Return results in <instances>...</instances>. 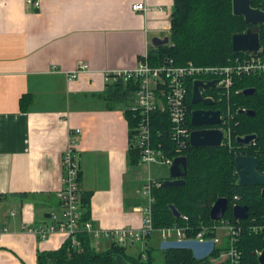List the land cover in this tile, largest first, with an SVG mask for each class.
I'll list each match as a JSON object with an SVG mask.
<instances>
[{
  "label": "crops",
  "instance_id": "0c3cea01",
  "mask_svg": "<svg viewBox=\"0 0 264 264\" xmlns=\"http://www.w3.org/2000/svg\"><path fill=\"white\" fill-rule=\"evenodd\" d=\"M0 0V264H37L58 249L59 234L39 240L27 228L59 211L61 156L74 140L80 191H91L96 229L138 228L135 197L142 167H129L123 111L107 109V74L131 70L154 38L169 37L173 0ZM144 3L147 13L131 9ZM161 47V46H160ZM87 70L67 75L81 64ZM107 79V80H106ZM24 96L32 99L27 110ZM13 213V215H11ZM96 249L108 247L101 241ZM102 249V248H101ZM131 249V248H130Z\"/></svg>",
  "mask_w": 264,
  "mask_h": 264
},
{
  "label": "trees",
  "instance_id": "16d2710c",
  "mask_svg": "<svg viewBox=\"0 0 264 264\" xmlns=\"http://www.w3.org/2000/svg\"><path fill=\"white\" fill-rule=\"evenodd\" d=\"M254 8L264 11V0H251ZM249 27L242 17L232 14L231 0H173L169 43L167 45L149 49L146 54L150 66L160 65L166 59H172L176 65L189 62L197 66L227 65L229 60L242 54L232 51V35L243 33ZM259 42L264 54V24L260 26ZM142 59V58H140ZM105 83L103 98L107 109L123 111L128 126L129 148L127 163L129 167L140 166L139 150L134 144V128L139 116L129 108L132 106L136 83L133 80L124 82L114 75L108 76ZM234 90L255 88L253 95L244 96L242 93H232L230 102L233 112L238 108L251 109L254 116H247L236 112L235 120L238 125L232 131V147L192 148L186 144L177 149L170 140V122L164 112L152 113V141L170 158L186 156L187 177L185 185L176 188H164L161 183L166 178L155 179L160 186L151 187V213L155 229L171 226L182 222L181 216L189 218L188 224L195 229L205 224H211L209 211L219 197L228 199V208L224 218L230 223L244 229L240 236L239 249L242 254L240 264H259L256 250L264 249V190L263 186H240L234 171V158L239 154L249 155L259 160L258 170L264 174V75H252L234 80ZM109 91V92H108ZM205 94L212 95L217 100V90H208ZM32 99L24 96L20 99V107L27 110ZM186 105L190 104L186 99ZM223 112L225 102H216ZM188 121L189 118H188ZM190 126V122L188 123ZM215 127V126H212ZM255 134L256 139L247 145H238L237 137ZM79 179L81 170H79ZM91 191H80V220L81 223L90 221ZM141 197V196H140ZM57 205L59 206V201ZM146 200L135 197V206L145 205ZM247 205L249 217L237 221L231 213L232 204ZM169 205H173L180 217H173ZM216 223V222H215ZM82 224V225H83ZM262 227L256 234L248 233L245 229L250 226ZM156 236L157 242L150 241ZM79 246L72 247L69 240L56 250L38 251L37 264H210L209 259L196 260L189 250H161L158 235L147 237V245L136 253L129 252L132 247L109 244L103 250H96L91 235L81 231L77 235ZM155 247L161 253V262L152 255ZM143 255H146L143 259Z\"/></svg>",
  "mask_w": 264,
  "mask_h": 264
},
{
  "label": "built area",
  "instance_id": "2783aa9c",
  "mask_svg": "<svg viewBox=\"0 0 264 264\" xmlns=\"http://www.w3.org/2000/svg\"><path fill=\"white\" fill-rule=\"evenodd\" d=\"M26 3L32 9L39 8L38 0H26ZM131 9L141 13L148 11L146 5L141 2L134 3ZM87 68L85 63L81 64L76 71L67 75L68 79H75L79 72L85 71ZM109 75H114L113 79L120 78L124 82L133 80L136 83V92L129 109L139 114L133 130V139L139 150L140 165L147 170V179L142 192L146 203L140 209L142 217L139 227L100 230L96 229L91 221L81 223L78 155L74 147V140H71L61 156V188L56 192L59 211L50 214L49 223L28 227V232L42 241L57 233L64 237L65 241L69 240L72 247L79 246L77 235L81 231H86L91 235L96 244L106 241L119 246H134L138 243L143 248L147 245V237L155 232L160 241L211 240L213 241V251L206 257L210 264H240L242 254L238 247L239 239L245 231L240 226L230 223L224 216L217 221L212 220L211 224H205L199 229L190 226L189 218L184 215L181 216V224L175 223L159 229L153 227L151 187L153 184L160 186V183H156L155 179L151 178L150 166L156 162L170 166L175 157H168L160 149V145L158 147L153 145L152 113L160 111L167 114L170 122V140L173 145H177L176 150L182 149L186 144H189L190 133L195 129L191 124L188 125L190 121H188L185 103L187 94L191 93L193 80H202L204 83L217 80L214 88L202 89L201 93L205 99H212L218 103L225 102L223 112L220 111V124L212 128L222 131V146H227L230 150L233 149L232 131L238 125L235 114L240 110H245L241 107L235 113L233 112L230 97L232 93H242L243 90H234V80L246 76L264 75V54L261 47L256 55L242 54L222 66H197L191 62L176 65L172 59H166L157 66H150L144 56L139 59L133 69L108 73L107 79ZM215 89L218 92L217 100L212 95L205 94L206 91ZM234 205L236 204L233 203L232 207ZM245 230L248 233L256 234L262 231V227L253 225ZM5 231V228L0 227V235ZM261 252V250L255 251L257 257ZM145 257L146 255H143V259Z\"/></svg>",
  "mask_w": 264,
  "mask_h": 264
},
{
  "label": "water",
  "instance_id": "95a60500",
  "mask_svg": "<svg viewBox=\"0 0 264 264\" xmlns=\"http://www.w3.org/2000/svg\"><path fill=\"white\" fill-rule=\"evenodd\" d=\"M232 14L242 17L244 22L249 25L243 33H235L232 35V51L236 54L256 55L260 48L259 28L264 24V11L254 8L251 0H231ZM169 43V37L163 39L154 38L152 44L156 47L164 46ZM217 80L204 83L202 80L195 79L191 87V103L201 101L204 105L212 106V99L202 98V89L214 88ZM255 88H245L242 95L248 96L255 93ZM240 114L254 116L255 112L251 109L240 110ZM190 124L195 129L191 131L189 144L192 148H219L222 146V131L218 128L198 129L202 125L217 126L220 124V110L209 109L205 111H192ZM256 139L255 134H248L243 137H237L238 144H249ZM81 163L78 157V168L80 170ZM259 160L253 156L239 154L234 158V171L237 176V183L240 186H264V174L258 170ZM187 177V158L186 156H178L173 159L169 166V176L164 179L161 186L164 188H176L185 185ZM264 194V190L262 191ZM228 199L219 197L212 205L209 211V217L213 221L221 219L227 211ZM169 209L173 217H180V212L173 206L169 205ZM247 205H234L231 208L232 216L237 220H246L249 217ZM49 218L50 214L44 215ZM159 248L161 250H189L196 260L205 259L213 251V241L198 240H172L160 241ZM259 264H264V249L257 258Z\"/></svg>",
  "mask_w": 264,
  "mask_h": 264
},
{
  "label": "rangeland",
  "instance_id": "374dc122",
  "mask_svg": "<svg viewBox=\"0 0 264 264\" xmlns=\"http://www.w3.org/2000/svg\"><path fill=\"white\" fill-rule=\"evenodd\" d=\"M141 173H142V183L140 182L139 187H137L139 189L136 193L138 200H140L141 197L143 199H145L142 196V192L144 190V186H145L146 179H147V170L142 167ZM150 176L152 179L167 178L169 176V165L161 164L159 162L153 163L150 166ZM150 241L154 245L157 242L156 236L155 235L152 236V239H150ZM103 249H104V247L100 246V248H98L96 250L98 251V250H103ZM140 249H143V247H141V245L137 243L134 246H132L131 249H129V252L136 253ZM152 255L156 257L158 262L162 261L161 253L156 247H155V249H153Z\"/></svg>",
  "mask_w": 264,
  "mask_h": 264
},
{
  "label": "flooded vegetation",
  "instance_id": "af4514ba",
  "mask_svg": "<svg viewBox=\"0 0 264 264\" xmlns=\"http://www.w3.org/2000/svg\"><path fill=\"white\" fill-rule=\"evenodd\" d=\"M202 98L205 99L203 94H202ZM187 99L190 102V104L187 105V111H188L189 118L191 117L192 111H195V110L205 111L209 109H212V110L219 109L218 104L215 101L212 106L204 105L201 101H198L197 103H191V93L187 94ZM210 128H212V126H209V125H202L198 127V129H210Z\"/></svg>",
  "mask_w": 264,
  "mask_h": 264
},
{
  "label": "bare ground",
  "instance_id": "6f19581e",
  "mask_svg": "<svg viewBox=\"0 0 264 264\" xmlns=\"http://www.w3.org/2000/svg\"><path fill=\"white\" fill-rule=\"evenodd\" d=\"M109 92V91H108Z\"/></svg>",
  "mask_w": 264,
  "mask_h": 264
}]
</instances>
